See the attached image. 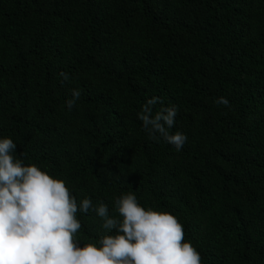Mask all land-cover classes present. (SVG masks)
Masks as SVG:
<instances>
[{
  "label": "trees",
  "instance_id": "16d2710c",
  "mask_svg": "<svg viewBox=\"0 0 264 264\" xmlns=\"http://www.w3.org/2000/svg\"><path fill=\"white\" fill-rule=\"evenodd\" d=\"M153 98V115L177 109L181 150L139 120ZM5 137L78 205L120 219L133 193L177 218L201 264H264V0H0ZM76 216L78 247L114 234Z\"/></svg>",
  "mask_w": 264,
  "mask_h": 264
},
{
  "label": "clouds",
  "instance_id": "9594fccd",
  "mask_svg": "<svg viewBox=\"0 0 264 264\" xmlns=\"http://www.w3.org/2000/svg\"><path fill=\"white\" fill-rule=\"evenodd\" d=\"M59 75L69 78L65 72ZM79 98L80 92L73 89L67 107L73 108ZM156 103V98L148 100L139 120L153 140L158 134L181 150L187 136L169 132L177 109L162 108L153 115ZM216 103L227 106L229 101L219 97ZM16 147L12 139H0V264H201L174 215L145 210L133 193L115 200L120 219L110 216L104 203L94 206L84 198L78 205L63 180L16 159ZM78 211L94 212L103 218L102 227L114 234L103 235L99 247H78Z\"/></svg>",
  "mask_w": 264,
  "mask_h": 264
}]
</instances>
